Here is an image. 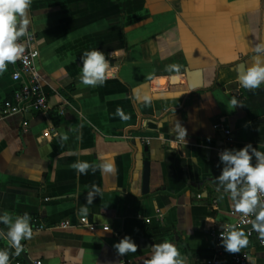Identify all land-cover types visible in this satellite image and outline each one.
<instances>
[{
	"label": "crops",
	"instance_id": "obj_1",
	"mask_svg": "<svg viewBox=\"0 0 264 264\" xmlns=\"http://www.w3.org/2000/svg\"><path fill=\"white\" fill-rule=\"evenodd\" d=\"M198 3L32 0L27 30L38 37L37 68L52 108L32 116L25 133L21 116L0 117V214L27 212L33 232L19 255L0 237L8 264H147L150 246L163 242L183 264L212 258L207 231L232 223L235 210L216 180L218 153L246 144L264 152V84L252 90L238 81L264 44V0H218V12L230 14L226 27L197 11ZM92 50L104 52L112 69L102 85L80 81L81 57ZM170 64L180 72L165 71ZM10 75L11 68L0 73V106L16 89ZM177 122L187 132L183 141ZM80 162L90 165L83 174L73 167ZM105 164L114 171H103ZM81 217L96 230L77 227ZM125 236L137 251L120 256L113 245ZM241 250L250 264H264L253 241Z\"/></svg>",
	"mask_w": 264,
	"mask_h": 264
},
{
	"label": "clouds",
	"instance_id": "obj_2",
	"mask_svg": "<svg viewBox=\"0 0 264 264\" xmlns=\"http://www.w3.org/2000/svg\"><path fill=\"white\" fill-rule=\"evenodd\" d=\"M32 0H0V73L6 71L8 64L15 63L23 52V48L17 43L20 37L25 36L29 19L27 10ZM257 54L253 57V63L243 73L238 74V81L244 89H259L264 84V44L257 45L254 49ZM122 54V50L112 52L110 56ZM80 81L83 85H102L105 80L112 76V69L104 52L92 50L83 53L81 57ZM169 73H179V64H170L165 67ZM175 79V77H173ZM147 99V98H145ZM230 103L237 106V100L233 98ZM115 115L127 119L121 109L117 108ZM174 132L177 138L184 140L187 132L179 122L176 123ZM66 139V137H65ZM218 160L221 166V173L216 177L219 186H222L223 193L233 202L236 212L245 216L254 215L252 230L264 239V202L260 197L264 196V152L258 151L252 144H246L240 149H223L218 153ZM253 160L255 161L253 163ZM74 168L83 174L90 165L87 162H80L73 165ZM103 171H114L109 164L101 166ZM218 191L220 188L217 189ZM93 193L89 192L86 204L91 205ZM88 207L82 206V214L88 213ZM31 217L27 212L23 215H16L4 212L0 214V224L6 226V232H0V237L7 240L15 254L19 255L23 250L22 240L31 238L33 235L30 226ZM220 239L225 251L239 253L248 245V239L243 231L229 227L221 232ZM118 255L137 251V245L133 240L125 236L118 243L113 245ZM152 248L151 258L147 264H183L180 253L176 247L163 242L150 246ZM69 259H71L69 257ZM9 252L0 249V264H8Z\"/></svg>",
	"mask_w": 264,
	"mask_h": 264
},
{
	"label": "built area",
	"instance_id": "obj_3",
	"mask_svg": "<svg viewBox=\"0 0 264 264\" xmlns=\"http://www.w3.org/2000/svg\"><path fill=\"white\" fill-rule=\"evenodd\" d=\"M38 37L33 31L27 30L25 36H22L17 41L24 49L15 63L8 64L7 69L11 68V80L16 85L11 98L5 99L0 106V117H10L19 115L22 117V132H27L28 121L34 115L48 116L51 111L48 94L44 89V81L37 68L39 51L37 49ZM62 114V110H60ZM214 130L223 132L227 137V142L232 143L229 138L231 133L225 131L219 125H214ZM255 161L253 160V163ZM200 199V196H197ZM261 202H264V196L260 197ZM230 215L234 218L232 223L213 226L207 231V234L213 239L214 253L211 259L205 264H250L251 254L245 250H240L239 253H228L222 246L220 234L226 231L229 227L238 231L245 232L247 239L255 243L259 248L264 249V239L259 237V234L252 230V221L254 215L245 216L241 213L232 211ZM148 222V221H146ZM63 228L69 227V223L62 224ZM79 228H85L90 232L96 230V226L91 224L87 218L81 217L77 225ZM45 229L43 226H38L37 231ZM102 230L107 231L104 227ZM12 264H27L21 259L14 261ZM33 264H42L40 261H35ZM123 264V263H120Z\"/></svg>",
	"mask_w": 264,
	"mask_h": 264
},
{
	"label": "snow or ice",
	"instance_id": "obj_4",
	"mask_svg": "<svg viewBox=\"0 0 264 264\" xmlns=\"http://www.w3.org/2000/svg\"><path fill=\"white\" fill-rule=\"evenodd\" d=\"M217 2L218 0H199V3L197 5V11L199 12H207L209 14H215L218 16L219 19V24L221 26H227L229 24V15L228 13H220L217 10ZM231 39H229V41L226 42V46L230 47L231 46ZM215 51H217L218 53L220 51H223L224 48L220 47V48H215Z\"/></svg>",
	"mask_w": 264,
	"mask_h": 264
},
{
	"label": "water",
	"instance_id": "obj_5",
	"mask_svg": "<svg viewBox=\"0 0 264 264\" xmlns=\"http://www.w3.org/2000/svg\"><path fill=\"white\" fill-rule=\"evenodd\" d=\"M190 89L193 90V89H196V87L190 88ZM148 177H149L148 163H145L144 164V172H143V187H144V189H146V187H147Z\"/></svg>",
	"mask_w": 264,
	"mask_h": 264
},
{
	"label": "trees",
	"instance_id": "obj_6",
	"mask_svg": "<svg viewBox=\"0 0 264 264\" xmlns=\"http://www.w3.org/2000/svg\"><path fill=\"white\" fill-rule=\"evenodd\" d=\"M56 123V122H55ZM57 124V123H56ZM185 251H186V253L188 254V256H189V251H188V249H185Z\"/></svg>",
	"mask_w": 264,
	"mask_h": 264
}]
</instances>
